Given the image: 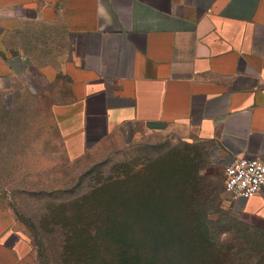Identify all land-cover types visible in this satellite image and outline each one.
I'll return each instance as SVG.
<instances>
[{"label":"crops","instance_id":"1","mask_svg":"<svg viewBox=\"0 0 264 264\" xmlns=\"http://www.w3.org/2000/svg\"><path fill=\"white\" fill-rule=\"evenodd\" d=\"M31 27L66 47L52 115L69 158L143 126L210 145L223 168L264 160V0H0V79L19 59L4 37ZM229 204L264 230V194ZM0 264H35L2 207Z\"/></svg>","mask_w":264,"mask_h":264},{"label":"rangeland","instance_id":"2","mask_svg":"<svg viewBox=\"0 0 264 264\" xmlns=\"http://www.w3.org/2000/svg\"><path fill=\"white\" fill-rule=\"evenodd\" d=\"M52 36L33 27L5 36L8 51L19 59L13 61L16 70L0 79V207L25 235L35 264H72L70 254L80 249L69 240L71 224L82 220L91 188L113 176L131 178L128 189L134 193L137 185L151 205L153 196L159 201L195 173L202 179L199 194L213 183L224 216L230 212L264 232L233 215L224 190L225 168L211 146L188 140L179 130L132 127L78 159L69 158L52 115L55 104L69 100L61 68L66 47ZM95 197L111 202V188ZM109 202L90 209H111ZM253 229L247 234H255Z\"/></svg>","mask_w":264,"mask_h":264},{"label":"trees","instance_id":"3","mask_svg":"<svg viewBox=\"0 0 264 264\" xmlns=\"http://www.w3.org/2000/svg\"><path fill=\"white\" fill-rule=\"evenodd\" d=\"M129 179L113 176L91 188L82 220L69 231L80 249L70 254L72 264H264V232L230 212L224 216L212 182L201 195L202 179L194 173L149 205L137 185L134 193L128 189ZM109 188L111 209L91 211L93 203L108 205L95 195ZM249 228L256 233L247 234Z\"/></svg>","mask_w":264,"mask_h":264},{"label":"built area","instance_id":"4","mask_svg":"<svg viewBox=\"0 0 264 264\" xmlns=\"http://www.w3.org/2000/svg\"><path fill=\"white\" fill-rule=\"evenodd\" d=\"M224 190L232 199L264 194V160L242 158L224 169Z\"/></svg>","mask_w":264,"mask_h":264}]
</instances>
